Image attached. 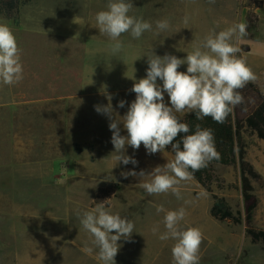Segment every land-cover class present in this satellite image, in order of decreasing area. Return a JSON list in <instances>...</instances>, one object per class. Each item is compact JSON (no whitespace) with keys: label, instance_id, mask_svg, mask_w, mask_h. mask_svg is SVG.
<instances>
[{"label":"rangeland","instance_id":"374dc122","mask_svg":"<svg viewBox=\"0 0 264 264\" xmlns=\"http://www.w3.org/2000/svg\"><path fill=\"white\" fill-rule=\"evenodd\" d=\"M137 1L132 0V3ZM242 3L241 0H209L205 3L214 15H217L216 10L219 12V26L214 24L210 30L217 28L219 32L237 23L247 26V35L240 40L241 51L237 55L246 59L256 75L250 83L264 96V0ZM59 4H63L60 9ZM105 6L104 0H30L19 9L16 16L18 25L0 15V23H7L15 34L23 65L22 81L11 86L0 83V102L22 104L7 107L17 110L6 123L0 124V264H18L21 260L23 264H102L97 257L98 249L91 243L92 237L80 224V217L74 219L71 202L74 192L80 191L72 179L87 175L88 161H95L92 155L85 158L81 153H88L91 146L74 140L77 133L72 130L73 123L61 121L62 106H48L50 111L44 109L45 106L36 105L25 109L23 102L70 97L78 92L72 88L71 68L76 55L75 44H78L72 36L75 32L88 33L90 11L105 10ZM191 9L202 13L204 5L195 1ZM66 14L73 15L67 18L73 23L62 26L58 17ZM76 17L83 18L80 31ZM199 43L193 44L192 41L189 45L195 47ZM68 79L70 84L65 83ZM69 107L71 114L78 108L72 102ZM0 108L7 109L5 106ZM65 110H69L68 107ZM1 115L2 118L7 117L6 113ZM241 135L246 160L264 178V140H259L245 128ZM63 145L67 149L65 154L61 152ZM63 156L66 163L61 166L59 163H62ZM130 171L128 168L120 174L114 170L91 173L98 179V188L110 183L114 185V195L108 204L112 203L115 211L122 203V210L118 209L117 213L135 225L130 239L122 238L118 244L122 243L126 248L124 257H128L127 252H134L133 256L139 258L137 264H172L174 241L159 239L160 234L166 231L163 223L165 213L156 211L159 206L170 210L169 202H152L155 195H149L140 183H133L139 181L137 176L125 178L122 175ZM213 176L210 193L196 181L198 192L192 193L195 196L203 193L210 201L212 195L223 197L234 213L244 217L238 165L225 167L214 164ZM68 179L64 187L58 183ZM253 195L257 200L253 227L264 231V187L253 184ZM67 198L70 200L69 221L62 216ZM75 209L80 214L81 210ZM186 224L184 219L181 227ZM154 227H158L155 234L152 231ZM206 230L208 240L214 245L199 264H264V244L250 241L245 234L244 219L239 225L214 220L206 225ZM86 247H92L93 251L86 252ZM115 264L124 263L115 261Z\"/></svg>","mask_w":264,"mask_h":264},{"label":"clouds","instance_id":"9594fccd","mask_svg":"<svg viewBox=\"0 0 264 264\" xmlns=\"http://www.w3.org/2000/svg\"><path fill=\"white\" fill-rule=\"evenodd\" d=\"M133 7L132 0H109L106 9L96 14L97 28L100 34L112 41L113 55L124 47L120 39L122 34L130 33L134 39H139L144 32L152 30L148 21L129 15ZM184 23H188L187 17ZM169 27L166 19L156 21L158 32ZM246 28L244 23H237L218 33L213 30L184 59L169 54L161 57L151 49L147 54L146 78L134 82L131 91L136 98L127 113L123 117L114 113L111 95H107V105L95 106L98 113L107 115L111 121V142L117 162L124 165L138 163L125 155L127 145L139 149L143 144L149 154L163 152L171 146L174 158L165 165L155 167L148 174L143 170L139 174L135 171L122 173L125 178L129 175L150 177L140 183L149 195L170 192L177 199H182V182L190 181L193 172L220 158L210 129L197 126L194 134L183 137L182 149L180 143H174L181 133L189 132V126L180 122L176 114L195 111L198 119L210 116L217 123H223L233 108L244 102L239 90L256 79L246 59L237 55L241 51L239 42L247 35ZM183 64L187 65L186 72L178 71ZM158 78L163 82L162 86L157 83ZM22 79L21 49L8 24L0 23V83L11 86ZM164 93H167L171 106L165 103ZM124 106L125 101L121 100L118 107ZM120 123L127 130V136L120 134ZM156 211L165 213L163 223L166 231L160 234L159 239L174 241L172 264H199L203 233L197 227H181L186 216L185 208L165 210L159 206ZM80 224L92 237L91 243L98 249L97 257L102 264H115L120 248L118 241L130 239L135 228L130 219L112 213L102 203L91 211H84ZM152 231L155 234L158 227ZM85 251L91 253L93 248L86 247Z\"/></svg>","mask_w":264,"mask_h":264},{"label":"crops","instance_id":"0c3cea01","mask_svg":"<svg viewBox=\"0 0 264 264\" xmlns=\"http://www.w3.org/2000/svg\"><path fill=\"white\" fill-rule=\"evenodd\" d=\"M160 1L161 0H138L136 3H133L134 7L129 15L143 18V20L148 21L152 24V30L144 32L139 39H134L130 33L122 34L120 39L124 47L115 55H113L110 47L112 41H110L107 36L100 34L96 25L95 17L101 10L98 11V9H95L94 11H90L88 33L75 32L72 36L73 41L78 43L75 44L77 49L75 52L76 55L73 57L74 65L71 68L73 74L72 88L78 92L70 97L43 98L23 102L25 109L26 107L36 105L45 106L44 109L50 111L48 106H62L61 114L63 117H61V121L73 123L72 130L74 133H77L74 134V140L76 139L79 144L82 143L85 146L90 144L91 146L88 153L84 151L81 152L85 158H87L86 156L89 158L91 155L94 157L95 161H88L86 165L89 173L72 179L73 185L80 189V191L74 192L75 196L71 201L74 206V219L82 216L84 211H91L96 207L92 206V203L96 198L98 179L91 173L97 170H114L120 174L121 171L129 168L137 174H139L141 170H143L145 174H148L155 167L163 166L174 158L166 150L155 154H149L144 145L141 144L139 149H133L130 145L126 146L125 155L133 157L138 162L136 165L132 163L124 165L122 162H117L115 160L117 154L114 152L115 148L111 142L112 130L109 128L111 121L107 115L98 113L95 109V106L107 105L109 103L107 95H111V104L114 113L118 114L120 117H123L127 113L131 102L136 98V94L131 91L134 82L141 78H146V70L148 68L147 54L150 53L151 49L156 55L161 57L165 54H169L184 59L187 53L191 52L194 48L189 45L192 41L193 44L194 42H201L203 38L213 30L218 33L217 28L210 30V27H213L214 24L219 26V12L216 10L217 15H214L211 10L209 11V8L205 4L208 3L209 0H162V3H160ZM195 1L204 5V11L202 10V13L194 12L191 9ZM108 2L109 0H104L105 5H107ZM160 4H162L161 8ZM61 5L63 4L57 5L59 9ZM58 8L57 12H59ZM104 9H106V6ZM71 16L73 17V15L66 14L64 17H58L62 26H68L73 23L68 20ZM156 17L158 20H168L170 24L169 29L158 32L156 29V22H154ZM185 17L188 18L187 24L184 23ZM157 18L156 21H158ZM82 20V17L75 18V21H78L76 23L79 27V31L81 30L79 25H81ZM66 70H68V68H65V71ZM186 70V64L181 65L178 69V71L182 72H186ZM65 83L70 84V80L68 79ZM157 83L162 86L163 82L158 78ZM121 100L125 101V106L123 108L118 107V103ZM164 100L168 106H171L167 93H164ZM70 102H72L75 107H78L73 109L74 112L72 114L70 111L71 108L69 107ZM4 106L7 108L11 106H22V104L16 101H8L7 103L0 102V107ZM66 107H68L69 110L66 111ZM16 110L17 108H0V124L6 123L9 116ZM28 112L29 110H26V113ZM2 113H6L7 117L2 118ZM188 113L190 112L185 111L177 113L176 115L178 118H182ZM49 115L51 114H48V116ZM113 118H115V116ZM117 118L119 119V117ZM118 127L120 128V134L122 136H127V130L123 127V124L120 123ZM63 133H66V131L64 132L63 130ZM61 147V152L65 154L67 150L65 145ZM61 162L62 163H59V161H57V168H59V164L63 166L66 163L64 156ZM137 178L139 181L133 182L134 184L143 183L145 180L150 179L148 176L139 177V175H137ZM68 182L69 179L68 181H63L60 185L64 187ZM180 188L181 192H184L182 193V199H177L176 196L169 193L155 195L154 199L151 201H168L170 210H177L181 207L185 208V219L187 224L182 228L197 227L203 233V242L199 250V257L201 259L207 256L206 252L214 245L208 240L209 234L206 230V225H210L214 222V219H212L209 214L212 200L210 201L208 196L203 193L199 192L196 196L192 193L193 191L198 192L196 182L192 179L182 182ZM63 191L65 190L63 189ZM63 196H65L64 192ZM67 199L63 206H65L68 212L66 213L64 209L62 216L69 221L70 200ZM121 206H118V208L113 211V204L110 203L106 208L112 213L118 214L117 212L122 210ZM75 207L81 210L80 214H77ZM119 245L120 248L115 257V261H120L124 264L139 263V258L133 256L134 252H127L128 257H124L126 248L122 243ZM79 248H82V246H79ZM18 262H20L18 264H21L22 260Z\"/></svg>","mask_w":264,"mask_h":264},{"label":"trees","instance_id":"16d2710c","mask_svg":"<svg viewBox=\"0 0 264 264\" xmlns=\"http://www.w3.org/2000/svg\"><path fill=\"white\" fill-rule=\"evenodd\" d=\"M29 1L0 0V15L18 25L16 16L19 13V9ZM239 91L244 97V102L235 106L223 123H217L210 116L198 119V113L195 111L178 118L180 122L189 126V132L181 133L174 140V143H180L182 149L183 137L194 134L197 126L201 129L211 130L220 158L212 160L207 167L193 172L192 179L206 192L210 193V184L214 179L213 165L218 164L228 167L237 164L240 177V192L244 203V217L239 213H234L225 198L215 195H212V205L209 214L217 222L233 225L241 224L242 219H244L246 236L253 244H264V231L253 227L254 212L257 207V200L253 195V184L264 187V178L246 160L245 145L241 135L242 130L245 128L255 134L259 140H264V96L250 82ZM252 93L254 96L251 95ZM165 150L174 157V152L170 145ZM114 190L115 187L111 183L104 188H98L92 206L102 203L107 207L109 199L114 195Z\"/></svg>","mask_w":264,"mask_h":264},{"label":"built area","instance_id":"2783aa9c","mask_svg":"<svg viewBox=\"0 0 264 264\" xmlns=\"http://www.w3.org/2000/svg\"><path fill=\"white\" fill-rule=\"evenodd\" d=\"M241 1L244 3L246 0H241ZM257 1H260V0H254V3H256Z\"/></svg>","mask_w":264,"mask_h":264}]
</instances>
